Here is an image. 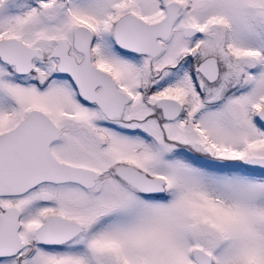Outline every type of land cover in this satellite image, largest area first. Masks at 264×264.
I'll use <instances>...</instances> for the list:
<instances>
[{"label": "snow or ice", "instance_id": "snow-or-ice-1", "mask_svg": "<svg viewBox=\"0 0 264 264\" xmlns=\"http://www.w3.org/2000/svg\"><path fill=\"white\" fill-rule=\"evenodd\" d=\"M0 264H264V0H0Z\"/></svg>", "mask_w": 264, "mask_h": 264}]
</instances>
